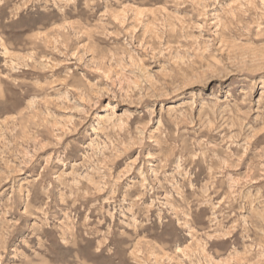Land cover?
I'll list each match as a JSON object with an SVG mask.
<instances>
[{
    "label": "rangeland",
    "instance_id": "obj_1",
    "mask_svg": "<svg viewBox=\"0 0 264 264\" xmlns=\"http://www.w3.org/2000/svg\"><path fill=\"white\" fill-rule=\"evenodd\" d=\"M0 264H264V0H0Z\"/></svg>",
    "mask_w": 264,
    "mask_h": 264
}]
</instances>
